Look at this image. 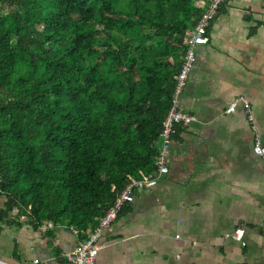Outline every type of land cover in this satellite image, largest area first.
I'll return each instance as SVG.
<instances>
[{
    "label": "trees",
    "instance_id": "trees-1",
    "mask_svg": "<svg viewBox=\"0 0 264 264\" xmlns=\"http://www.w3.org/2000/svg\"><path fill=\"white\" fill-rule=\"evenodd\" d=\"M0 2L18 7L0 14V220L16 209L35 228L93 229L128 176L155 169L186 31L204 7ZM185 128L173 124L171 144Z\"/></svg>",
    "mask_w": 264,
    "mask_h": 264
},
{
    "label": "crops",
    "instance_id": "crops-1",
    "mask_svg": "<svg viewBox=\"0 0 264 264\" xmlns=\"http://www.w3.org/2000/svg\"><path fill=\"white\" fill-rule=\"evenodd\" d=\"M195 57L180 95L195 120L171 144L168 173L103 231L96 264H264V158L238 100L264 143V0L221 2ZM239 226L245 246L230 238ZM78 238L13 209L0 220V262L70 264Z\"/></svg>",
    "mask_w": 264,
    "mask_h": 264
},
{
    "label": "built area",
    "instance_id": "built-area-1",
    "mask_svg": "<svg viewBox=\"0 0 264 264\" xmlns=\"http://www.w3.org/2000/svg\"><path fill=\"white\" fill-rule=\"evenodd\" d=\"M224 0H194V3L204 7V11L194 24L186 31L184 43L186 44V52L183 58V63L175 76V87L171 98V107L162 121V129L160 132V144L158 147L159 154L156 161V167L152 172L140 173L138 176H128L127 182L118 193L114 202L106 209V211L98 218L97 225L93 229L79 230L59 220H47L42 223L38 229L42 232L52 230L55 227L65 226L69 228L73 234L79 238L71 252L64 255L65 259L70 264H96L97 251L100 248V238L105 229L109 228L112 222L118 216L119 211L125 203L132 201L134 193L137 190L148 189L154 186L169 170L171 132L174 123H182L188 125L195 120V116L183 109L180 105V95L187 83L188 75L195 64V50L199 45L206 44L208 35L206 29L209 22L213 19L218 9V6ZM200 2V3H199ZM238 100L243 103L247 113V119L254 133L253 135V150L264 158V143L261 140L259 133L253 122V116L249 109L248 102L239 97ZM234 103L229 106L228 110L233 109ZM227 110V111H228ZM244 229L239 226L230 234V238L245 246L246 242L243 239ZM179 237V234H175ZM1 264H5L0 262Z\"/></svg>",
    "mask_w": 264,
    "mask_h": 264
},
{
    "label": "rangeland",
    "instance_id": "rangeland-1",
    "mask_svg": "<svg viewBox=\"0 0 264 264\" xmlns=\"http://www.w3.org/2000/svg\"><path fill=\"white\" fill-rule=\"evenodd\" d=\"M17 9H18V7H16V6H10L6 3L4 4V3L0 2V14H7V13L15 11Z\"/></svg>",
    "mask_w": 264,
    "mask_h": 264
}]
</instances>
